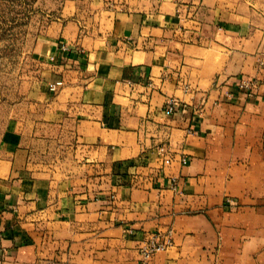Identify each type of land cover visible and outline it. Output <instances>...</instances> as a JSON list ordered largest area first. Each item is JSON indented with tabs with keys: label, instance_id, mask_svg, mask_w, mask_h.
Returning a JSON list of instances; mask_svg holds the SVG:
<instances>
[{
	"label": "crops",
	"instance_id": "0c3cea01",
	"mask_svg": "<svg viewBox=\"0 0 264 264\" xmlns=\"http://www.w3.org/2000/svg\"><path fill=\"white\" fill-rule=\"evenodd\" d=\"M41 39L0 264H264V0H65Z\"/></svg>",
	"mask_w": 264,
	"mask_h": 264
},
{
	"label": "rangeland",
	"instance_id": "374dc122",
	"mask_svg": "<svg viewBox=\"0 0 264 264\" xmlns=\"http://www.w3.org/2000/svg\"><path fill=\"white\" fill-rule=\"evenodd\" d=\"M65 0H0V154L11 129L24 130L29 103L39 100L42 36Z\"/></svg>",
	"mask_w": 264,
	"mask_h": 264
},
{
	"label": "built area",
	"instance_id": "2783aa9c",
	"mask_svg": "<svg viewBox=\"0 0 264 264\" xmlns=\"http://www.w3.org/2000/svg\"><path fill=\"white\" fill-rule=\"evenodd\" d=\"M61 84H62L61 81L51 83L50 89L56 91ZM176 104L177 102L175 101V99H172L169 102L168 109L171 111H175L177 107ZM171 244H172V239L169 234L165 236L155 234L141 247V254H142L141 264H148L149 259L155 252L159 250H165Z\"/></svg>",
	"mask_w": 264,
	"mask_h": 264
}]
</instances>
